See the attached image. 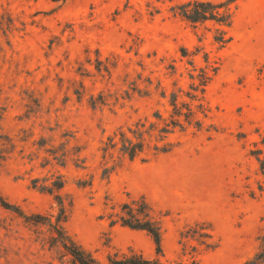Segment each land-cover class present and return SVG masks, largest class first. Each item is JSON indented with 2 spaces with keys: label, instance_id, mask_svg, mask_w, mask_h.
<instances>
[{
  "label": "rangeland",
  "instance_id": "374dc122",
  "mask_svg": "<svg viewBox=\"0 0 264 264\" xmlns=\"http://www.w3.org/2000/svg\"><path fill=\"white\" fill-rule=\"evenodd\" d=\"M194 2L229 19L184 18ZM259 159L264 0H0V197L20 210L0 202V264H78L56 226L99 262L154 258L119 220L137 201L163 261L246 264L264 235ZM196 223L213 247L181 239Z\"/></svg>",
  "mask_w": 264,
  "mask_h": 264
},
{
  "label": "trees",
  "instance_id": "16d2710c",
  "mask_svg": "<svg viewBox=\"0 0 264 264\" xmlns=\"http://www.w3.org/2000/svg\"><path fill=\"white\" fill-rule=\"evenodd\" d=\"M222 7V4L214 5L211 2H194L193 4H183L179 6L180 14L193 22L207 19H217L218 21L228 20V16L224 13L219 12L217 9ZM226 17L227 19H223ZM135 139L127 137L124 132L120 133L121 150L127 154L131 159L135 158L143 150V141H141V135L143 130H131ZM261 164V169L264 172V159H259ZM58 189L63 186V182L60 181L54 184ZM52 188H49L51 190ZM0 202L7 209H14L15 211H20L17 206L10 204L9 202L3 200L0 197ZM123 214L120 216L119 220L123 226L136 229L144 230L153 238L156 244V257L150 258L146 257L142 252L136 251L129 248L124 252H115L108 256L106 262H99L93 258L88 252L83 250L70 238L63 236L61 232V227L56 226L55 229L62 235V246L63 248L73 256L74 260L78 264H181V263H171L163 261L161 257L163 256V250L161 245V227L159 222L154 219L151 215L150 207L145 201H137L133 203H126L123 205ZM60 221V220H59ZM58 221V223H59ZM181 239L196 240L202 245H207L208 247H213L209 240L212 238L211 232L208 225L204 223H196L194 226H190L184 232L181 233ZM60 241V240H58ZM186 247L187 244L184 243ZM192 251H196V246H192ZM246 264H264V235L261 237V244L259 251L255 256L248 260Z\"/></svg>",
  "mask_w": 264,
  "mask_h": 264
}]
</instances>
